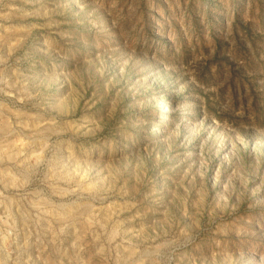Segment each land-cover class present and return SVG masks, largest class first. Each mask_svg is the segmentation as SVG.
<instances>
[{
	"label": "rangeland",
	"instance_id": "1",
	"mask_svg": "<svg viewBox=\"0 0 264 264\" xmlns=\"http://www.w3.org/2000/svg\"><path fill=\"white\" fill-rule=\"evenodd\" d=\"M0 264H264V0H0Z\"/></svg>",
	"mask_w": 264,
	"mask_h": 264
}]
</instances>
